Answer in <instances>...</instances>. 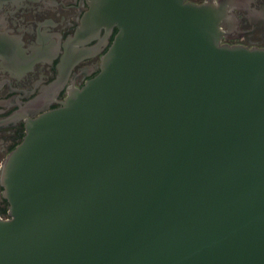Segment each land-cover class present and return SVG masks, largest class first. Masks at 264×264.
I'll return each instance as SVG.
<instances>
[{
    "label": "water",
    "instance_id": "obj_1",
    "mask_svg": "<svg viewBox=\"0 0 264 264\" xmlns=\"http://www.w3.org/2000/svg\"><path fill=\"white\" fill-rule=\"evenodd\" d=\"M89 3L79 36L118 30L24 115L0 264H264V47L222 41L224 0Z\"/></svg>",
    "mask_w": 264,
    "mask_h": 264
},
{
    "label": "flooded vegetation",
    "instance_id": "obj_2",
    "mask_svg": "<svg viewBox=\"0 0 264 264\" xmlns=\"http://www.w3.org/2000/svg\"><path fill=\"white\" fill-rule=\"evenodd\" d=\"M224 1L222 41L264 47V0ZM89 9V0H0V164L25 133L24 115L59 106L69 87H81L99 71L118 28L79 36ZM10 116L15 119L6 121ZM0 214L9 216L1 186Z\"/></svg>",
    "mask_w": 264,
    "mask_h": 264
},
{
    "label": "trees",
    "instance_id": "obj_3",
    "mask_svg": "<svg viewBox=\"0 0 264 264\" xmlns=\"http://www.w3.org/2000/svg\"><path fill=\"white\" fill-rule=\"evenodd\" d=\"M14 146H15V145H13L12 148H13ZM1 211H2L3 213H6L7 210H6V208L4 207V208L1 209Z\"/></svg>",
    "mask_w": 264,
    "mask_h": 264
}]
</instances>
